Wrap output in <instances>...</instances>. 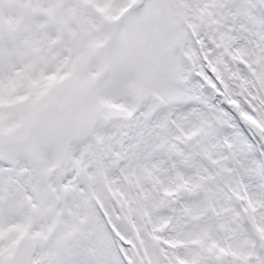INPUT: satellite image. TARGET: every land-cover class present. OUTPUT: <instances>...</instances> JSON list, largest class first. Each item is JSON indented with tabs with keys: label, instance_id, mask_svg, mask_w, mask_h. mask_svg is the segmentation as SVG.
Segmentation results:
<instances>
[{
	"label": "snow or ice",
	"instance_id": "1",
	"mask_svg": "<svg viewBox=\"0 0 264 264\" xmlns=\"http://www.w3.org/2000/svg\"><path fill=\"white\" fill-rule=\"evenodd\" d=\"M0 264H264V0H0Z\"/></svg>",
	"mask_w": 264,
	"mask_h": 264
}]
</instances>
